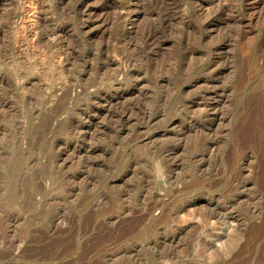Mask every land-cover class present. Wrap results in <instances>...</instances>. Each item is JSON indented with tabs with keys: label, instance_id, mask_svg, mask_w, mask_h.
<instances>
[{
	"label": "rangeland",
	"instance_id": "rangeland-1",
	"mask_svg": "<svg viewBox=\"0 0 264 264\" xmlns=\"http://www.w3.org/2000/svg\"><path fill=\"white\" fill-rule=\"evenodd\" d=\"M216 1L0 0V264H264V0Z\"/></svg>",
	"mask_w": 264,
	"mask_h": 264
},
{
	"label": "bare ground",
	"instance_id": "bare-ground-1",
	"mask_svg": "<svg viewBox=\"0 0 264 264\" xmlns=\"http://www.w3.org/2000/svg\"><path fill=\"white\" fill-rule=\"evenodd\" d=\"M213 1V0H212ZM219 2H220V0H218ZM218 1H216L217 3H218ZM235 1V0H234ZM39 2H41V1H39ZM134 2V1H133ZM209 3V2H208ZM213 3V2H212ZM215 3V2H214ZM29 4V3H28ZM27 4V5H28ZM32 4V3H31ZM212 5V4H211ZM217 5V4H216ZM221 5H223V3L221 4ZM220 5V6H221ZM29 6H31V5H29ZM93 6V5H92ZM208 6V5H207ZM35 7V6H34ZM38 7V6H37ZM210 7V6H209ZM214 8L216 7V6H213ZM223 7V6H222ZM4 9V8H3ZM85 9V8H84ZM129 9V8H128ZM136 9V8H135ZM113 10V9H112ZM132 10V9H131ZM134 10V9H133ZM132 10V11H133ZM93 10L92 9H88L87 10V12H86V16H87V18H89L90 17V15H91V12H92ZM115 11V10H114ZM206 11V10H205ZM84 12V13H85ZM108 12V11H107ZM135 12V11H134ZM230 12V11H229ZM38 13H39V11H38ZM29 15V14H28ZM122 15H124V13L122 14ZM122 15L120 16V17H122ZM30 16V15H29ZM28 16V17H29ZM101 16V15H100ZM127 16H128V14H127ZM203 16V15H202ZM131 17V16H130ZM206 17V16H205ZM33 18V17H32ZM94 18V17H93ZM27 19V18H26ZM91 19V18H90ZM112 19V18H111ZM119 19V18H118ZM121 19V18H120ZM119 19V21H121ZM124 19V18H123ZM201 19V18H200ZM29 20V19H28ZM31 20V19H30ZM95 20V19H94ZM103 20V19H102ZM131 20V19H130ZM81 21V20H80ZM135 21V20H134ZM95 22V21H94ZM93 22V23H94ZM104 22V21H103ZM30 23V22H29ZM92 23V21L91 22H89V23H87L86 24V26H89L90 24ZM110 23V22H109ZM118 23V22H117ZM120 23V22H119ZM134 23V22H133ZM136 23V22H135ZM211 23V22H210ZM245 25V24H244ZM54 26V25H53ZM85 26V27H86ZM24 27V26H23ZM33 27V26H32ZM107 27V26H106ZM109 27V26H108ZM26 28V27H25ZM54 28V27H53ZM92 28V27H91ZM211 28V27H210ZM28 29V28H27ZM108 29V28H107ZM29 30H31V28L29 29ZM32 32V31H31ZM34 32V31H33ZM30 33V32H29ZM35 33V32H34ZM205 34V33H204ZM49 36V35H48ZM17 37H19V36H17ZM30 37H31V35H30ZM34 37V36H33ZM231 37V36H230ZM32 38V37H31ZM35 39V38H34ZM44 41V40H43ZM18 42V41H17ZM130 43V42H129ZM74 44V43H73ZM19 45H20V43H19ZM22 45V44H21ZM25 45V44H24ZM26 46V45H25ZM30 46H32V45H30ZM34 47V46H33ZM37 49V48H36ZM262 49V48H261ZM96 51V50H95ZM152 52V51H151ZM53 56V55H52ZM54 57V56H53ZM144 57V56H143ZM108 61V60H107ZM26 70H27V68H26ZM139 78V77H138ZM39 83V82H38ZM211 87V86H210ZM209 87V88H210ZM211 89H213L212 87H211ZM214 93V92H213ZM208 94H211V92L209 91V89H208ZM208 96V95H207ZM215 96V95H214ZM206 97V96H205ZM210 99V98H209ZM206 100V98H204V101ZM213 100V99H212ZM215 100V99H214ZM203 103V102H202ZM209 103V102H208ZM213 104V103H212ZM207 105V104H206ZM210 105V104H209ZM208 105V106H209ZM217 105V104H216ZM204 107V106H203ZM214 107V106H213ZM205 108V107H204ZM209 107H207V109H208ZM210 109H211V107H210ZM206 110V109H205ZM213 110V109H212ZM215 110V109H214ZM211 111V110H210ZM209 111V112H210ZM214 117V116H213ZM212 117V118H213ZM166 155V154H165ZM224 215V214H223ZM231 238V237H230ZM234 245H236V240L234 239V238H231V239H227V242H225L224 244H221V249H222V252L223 251H225V252H228V251H230V250H232L235 246ZM221 253H220V251L219 250H214V253H213V256L214 257H217V256H219Z\"/></svg>",
	"mask_w": 264,
	"mask_h": 264
}]
</instances>
